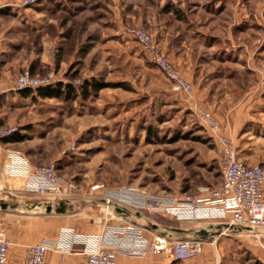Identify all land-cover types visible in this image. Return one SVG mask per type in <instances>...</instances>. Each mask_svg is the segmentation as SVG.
Segmentation results:
<instances>
[{
    "label": "rangeland",
    "instance_id": "obj_1",
    "mask_svg": "<svg viewBox=\"0 0 264 264\" xmlns=\"http://www.w3.org/2000/svg\"><path fill=\"white\" fill-rule=\"evenodd\" d=\"M24 2L0 0V118L23 136L19 150L72 185V195L60 196L69 202L43 212L47 222L95 231L106 218L107 226L123 222L115 205L105 208L107 194L180 198L218 187L222 155L197 107L225 127L239 158L264 160V0ZM131 26L147 29L163 50L175 35L185 42L194 80L172 62L193 84L190 96L174 91L124 32ZM23 70L54 72L55 83L77 89L91 79L105 86L68 100L24 96L13 88ZM229 107L236 126L226 125ZM240 237L230 245L236 262L264 264Z\"/></svg>",
    "mask_w": 264,
    "mask_h": 264
},
{
    "label": "built area",
    "instance_id": "obj_2",
    "mask_svg": "<svg viewBox=\"0 0 264 264\" xmlns=\"http://www.w3.org/2000/svg\"><path fill=\"white\" fill-rule=\"evenodd\" d=\"M35 0H25V4H32ZM132 36L142 46L145 55L159 69L173 85L174 91L185 96L193 92V84L181 73L170 59L169 55L159 46L153 35L141 26L126 27L124 31ZM56 74L47 72L35 75L23 70L15 78L13 88L17 91L44 88L56 82ZM3 90L2 92H4ZM202 126L208 131L215 146L219 148L221 156V181L218 187L208 191L205 195L197 196L184 193L180 198L148 197L126 198L121 191L113 196L107 194L103 198L105 208L115 205L122 211L132 208L135 211L147 213L171 214L178 219L191 221L218 220L225 228L244 231L258 244L264 238V166L261 164L246 165L236 155L233 142L227 137L213 115L201 108L196 109ZM17 128L2 123L0 118V141L15 135ZM26 190L38 195L54 194L56 196L72 195V185L56 175L54 165L24 164ZM56 240L42 239L26 248L24 264H45L50 251L58 254L60 261L70 255H82L76 264H116L119 255L126 254L138 257L145 254H160L165 251L173 260L184 261L196 258L202 252V239H182L167 244L164 238L155 237L145 243L141 231L133 226L112 225L108 234L99 236L94 248H88L89 238L78 236L72 230L64 229ZM79 242L82 246L78 247ZM143 248H137L138 243ZM10 241L6 229L0 227V264H9Z\"/></svg>",
    "mask_w": 264,
    "mask_h": 264
},
{
    "label": "crops",
    "instance_id": "obj_3",
    "mask_svg": "<svg viewBox=\"0 0 264 264\" xmlns=\"http://www.w3.org/2000/svg\"><path fill=\"white\" fill-rule=\"evenodd\" d=\"M56 3V2H54ZM50 6L53 3L49 4ZM1 6V4H0ZM38 15V14H37ZM42 16V15H41ZM44 17V16H43ZM46 20V19H45ZM177 34V32H176ZM175 45L169 48H165L166 53L171 60L177 64L180 68L186 70L183 72L186 74V78L191 82L194 80V72L189 73V65L193 64V61L189 60V54L185 53L186 46L184 41L176 37ZM186 63V64H185ZM205 93V92H203ZM199 99L201 97L198 94ZM239 106V104L237 105ZM236 107H229L228 115L226 116V125L236 126V115L233 113V109ZM5 125H8L3 122ZM227 133L225 127L224 129ZM18 143H5L0 141V227L3 226L6 229V235L10 241L9 247V264H24L26 248L39 242L42 239L56 240L60 237V233L64 229L72 230L78 236H86L89 238L88 248H94L96 240L99 236L107 235L109 228L112 225H105V222L97 229H82L78 225V229L74 225L62 226L59 221H49L44 216L43 212H50L55 209V205L59 206L68 201L70 197H59L53 201H45L37 195L26 190V178L24 176V164L27 162L30 166L36 164L31 161L28 155L19 150ZM239 158V156H238ZM240 161L246 165L261 164L264 166V160H258L251 156H243L239 158ZM258 161V162H257ZM219 185V184H218ZM206 189L201 188L197 193V196L205 195ZM134 196V195H133ZM134 198H138L136 194ZM49 209V210H48ZM116 214H119V210L115 209ZM122 217L118 220L123 221L120 225L133 226L141 231V235L149 243L155 237L164 238L167 244L182 239H202V252L193 259L176 261L173 260L168 251L160 254H145L138 257H131L126 254L119 255L116 264H235L236 260L233 255L236 249L232 250L230 245H237V238L235 236H241V240L249 248H256L260 250L259 257L264 263V238L261 240V244L254 242L247 234L241 233H225L217 229V227H224L218 220L211 221H191L188 219H178L171 214L158 215L154 213H147L143 211L124 210L121 213ZM80 229V230H79ZM144 244L138 243L137 248H143ZM82 246L79 242L78 247ZM82 259V255H70L65 261H60L58 254L54 251L46 257L45 264H76ZM238 264V263H237Z\"/></svg>",
    "mask_w": 264,
    "mask_h": 264
},
{
    "label": "trees",
    "instance_id": "obj_4",
    "mask_svg": "<svg viewBox=\"0 0 264 264\" xmlns=\"http://www.w3.org/2000/svg\"><path fill=\"white\" fill-rule=\"evenodd\" d=\"M31 72V71H30ZM32 73V72H31ZM34 74V73H33ZM105 85L101 84L100 82L96 80H88L84 81L81 85H79V89H77L76 86H73L71 83H54L47 86H44V88H38V89H30V90H22L19 91L23 93L24 96H28L31 92H35L36 95L41 98H53V99H74L77 95H80L83 97H87L89 95V91H98L102 89ZM23 136L19 134V132H16L15 135L2 139L5 143H17L23 141Z\"/></svg>",
    "mask_w": 264,
    "mask_h": 264
},
{
    "label": "water",
    "instance_id": "obj_5",
    "mask_svg": "<svg viewBox=\"0 0 264 264\" xmlns=\"http://www.w3.org/2000/svg\"><path fill=\"white\" fill-rule=\"evenodd\" d=\"M49 210V209H48Z\"/></svg>",
    "mask_w": 264,
    "mask_h": 264
}]
</instances>
